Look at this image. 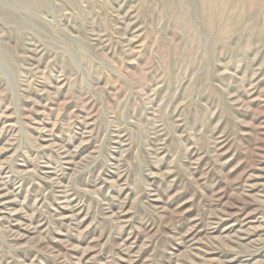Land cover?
Masks as SVG:
<instances>
[{
  "label": "rangeland",
  "instance_id": "obj_1",
  "mask_svg": "<svg viewBox=\"0 0 264 264\" xmlns=\"http://www.w3.org/2000/svg\"><path fill=\"white\" fill-rule=\"evenodd\" d=\"M0 264H264V0H0Z\"/></svg>",
  "mask_w": 264,
  "mask_h": 264
}]
</instances>
